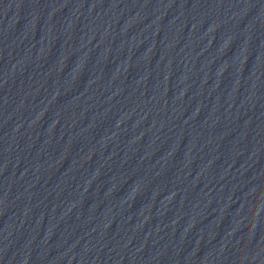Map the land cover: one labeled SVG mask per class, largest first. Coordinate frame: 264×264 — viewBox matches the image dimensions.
I'll list each match as a JSON object with an SVG mask.
<instances>
[{"label":"water","instance_id":"1","mask_svg":"<svg viewBox=\"0 0 264 264\" xmlns=\"http://www.w3.org/2000/svg\"><path fill=\"white\" fill-rule=\"evenodd\" d=\"M0 264H264V0H0Z\"/></svg>","mask_w":264,"mask_h":264}]
</instances>
